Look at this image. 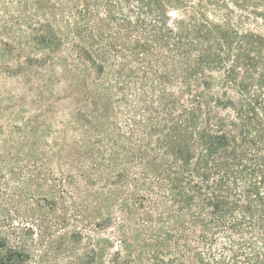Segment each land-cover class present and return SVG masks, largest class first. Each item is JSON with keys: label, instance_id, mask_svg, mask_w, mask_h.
<instances>
[{"label": "rangeland", "instance_id": "obj_1", "mask_svg": "<svg viewBox=\"0 0 264 264\" xmlns=\"http://www.w3.org/2000/svg\"><path fill=\"white\" fill-rule=\"evenodd\" d=\"M110 1L119 2L112 13L116 17L114 22L106 11V2ZM129 4L133 12L129 11ZM86 8L94 19L92 32L86 35L98 36L101 28L100 41L80 42L74 36L73 30L80 24L78 15ZM202 14L208 24L217 26L224 34L208 40L200 39L193 30L188 32L192 27L191 16L200 18ZM125 20L137 25L131 33L117 27ZM154 21L155 27L151 25ZM173 23L176 28L170 31L168 24ZM48 24L54 26L60 43L51 45L57 48L52 55V68H36L34 59L44 58L48 52L32 40L37 36L36 30ZM202 24L199 20L198 26ZM250 33L264 36V0H0V220L10 218L9 224L16 226L17 236L25 239L0 240V257L5 258L11 248L21 255L11 264H79V258L81 264H116L113 261L118 254L126 255L118 237L119 225L123 226L122 232L132 237L129 241L133 243L134 254L143 251L152 257L150 250L140 251L143 240H134V229L118 209L117 204L128 197L131 188L118 195V188L110 182L120 170L110 166L95 173L90 155V149L95 154L104 152V147L108 149L110 139L122 144L116 128L128 136L130 129L124 124L130 126L127 122L132 118H142L145 108L142 100L148 99L144 94L149 95L150 88L187 99L184 94L187 89L180 87L179 81L185 75L180 72V65L165 60L167 69H162L154 58L156 52L152 48L141 50L136 43L152 45L153 41L148 39L172 35L169 44L172 48L171 44L182 35L185 45L181 48L189 54L188 61H198L204 50L212 59H222L219 72H204L213 78L207 93L212 95L221 93V80L235 68L241 53L239 46H244L243 37ZM224 43L228 45L223 46ZM78 44L87 49L88 57L92 56L90 64L76 57L73 48ZM221 46L224 52L219 51ZM30 59L33 62L28 64ZM148 60L152 65L145 64ZM176 60L184 62L177 56ZM259 64L255 80L250 81L253 95L260 92L257 84L264 78V61ZM242 66L237 69L239 81L244 76ZM101 67L99 75L96 70ZM165 70L170 71L172 85L160 82L156 76V72ZM143 71L149 75L148 79ZM230 87L229 95L237 99L236 89ZM192 89L194 93L203 90L197 84ZM260 93L264 102V89ZM92 102H96L98 114L92 112L96 110L95 106L92 109ZM96 145L100 147L92 148ZM117 151L123 154L119 148ZM84 177L92 178L93 183L86 184ZM109 209L114 217L108 226L104 218ZM138 216L144 215L141 212ZM63 220L67 221V227ZM74 233L81 240H75ZM254 234L250 246L263 255L260 232L256 230ZM240 240L236 237L234 241ZM215 241L212 252L219 255L229 239L222 234ZM191 244L198 253L209 252L206 246L193 240ZM168 247L163 252L166 258L173 255L170 251L173 247ZM229 256L228 253L227 261ZM118 260L127 264L124 258ZM133 260L132 264H140Z\"/></svg>", "mask_w": 264, "mask_h": 264}, {"label": "trees", "instance_id": "obj_2", "mask_svg": "<svg viewBox=\"0 0 264 264\" xmlns=\"http://www.w3.org/2000/svg\"><path fill=\"white\" fill-rule=\"evenodd\" d=\"M157 3L159 6L160 2ZM106 6V11L114 22L116 17L112 13L118 8L119 2H106ZM55 7L53 4L52 9ZM128 9L133 12L131 5ZM204 16H191L192 27L188 32L193 30L200 39L208 40L215 39L214 35L224 34L217 26L208 24ZM78 18L80 24L76 30L68 25L69 30L74 31V36L80 42L88 39L100 41L101 28L98 36H93L92 33L86 35L87 32H92L91 22L94 20L88 8L80 12ZM199 20L203 23L201 26H198ZM102 23L103 21L98 22L96 27H100ZM155 23L156 21L151 25L155 27ZM206 25L209 26L206 28ZM136 26L126 20L117 25L126 33H131ZM53 27L50 24L41 25L36 30L37 36L32 42L48 52L44 58L34 59L36 68H52V55L57 48L51 45L60 43L59 34H56ZM168 28L170 31L176 28L175 23L168 24ZM172 38V35L161 36L159 39H148L153 41L152 45L148 42L145 45L139 42L136 44L141 50L152 48L156 52L154 58L162 69H167L165 60L180 65V72L185 74L183 81H179L180 87L187 89L184 91L187 99L175 98L156 87L150 88L149 95L144 94L148 99L142 100L145 106L143 115L140 116L142 118H132L127 122L130 126L124 124L125 128L130 129L128 136L122 134L121 128H116L122 144L110 139L109 148L104 147V152L96 151L95 154L90 149L95 173L110 166L120 170L118 177L110 182L112 187L118 188V195L131 188L128 197L117 204L118 209L134 229V240H143L144 245L140 251L150 250L152 253V257L143 251L134 254L131 251L133 243L129 241L132 237L122 232L123 226L119 225L118 237L126 255L121 257L118 254L113 262L121 264L118 262L119 258L127 260V264H132L133 259L140 264L263 262L264 254H259L250 245L254 242L256 230L260 232L264 242V102L260 93L264 89V78L258 81L260 92L255 95L250 89V81L255 80L259 63L264 61V36L250 33L243 37L245 44L239 46L241 53L237 56L235 68L221 80V93L212 95L207 93L211 90L213 78L204 72H219L217 68L223 60L212 59L205 54L207 50H204L198 61L190 62L189 54L181 48L185 45L182 43V35L171 44L173 49L169 47ZM226 45L228 44H223ZM223 46L220 52H224ZM73 49L79 60L90 64L92 56H87V49L79 44L74 45ZM176 56L183 58L184 62L177 61ZM31 62L33 59L28 60V64ZM145 64L152 65L149 60ZM240 64L244 68L241 81L237 70ZM101 69L102 67L96 70L99 75ZM156 73L160 82L172 85L170 71ZM143 74L148 79L147 72L143 71ZM194 84L203 90L194 93ZM230 85L236 89L237 99L229 95L228 89L232 88ZM94 106L97 111L92 112L98 114L96 102H92L93 110ZM228 110L231 112L228 113ZM91 123L89 121L90 125ZM96 147L100 146L92 148ZM79 156L81 154L78 153L77 157L80 158ZM83 181L88 185L93 183L92 178L84 177ZM112 203L116 204V200L112 199ZM141 212L144 216L139 218L138 214ZM113 217V211L109 209L107 218H104L106 225H112ZM10 221V218L0 220V240H25L17 236L16 226L9 224ZM63 225L67 227V221L63 220ZM3 227L8 229L3 230ZM222 234L229 239V244L217 255L212 252L216 244L215 237ZM74 235L75 240H81L77 233ZM236 237L242 240L235 242ZM192 240L206 246L209 252L198 253L191 244ZM168 246L173 247L170 250L173 255L166 258L163 252L168 251ZM228 253L230 256L227 261ZM20 256L9 248L7 256L0 257V264H11L14 258ZM80 262L81 258L78 263L81 264Z\"/></svg>", "mask_w": 264, "mask_h": 264}]
</instances>
